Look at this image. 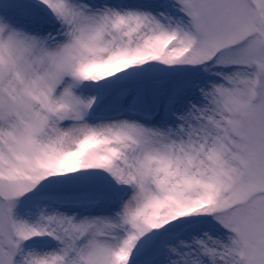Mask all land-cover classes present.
Instances as JSON below:
<instances>
[{"label": "snow or ice", "instance_id": "1", "mask_svg": "<svg viewBox=\"0 0 264 264\" xmlns=\"http://www.w3.org/2000/svg\"><path fill=\"white\" fill-rule=\"evenodd\" d=\"M0 264H264V0H0Z\"/></svg>", "mask_w": 264, "mask_h": 264}]
</instances>
